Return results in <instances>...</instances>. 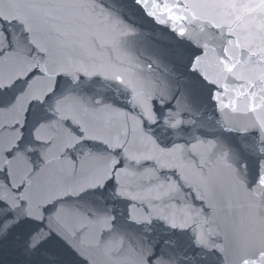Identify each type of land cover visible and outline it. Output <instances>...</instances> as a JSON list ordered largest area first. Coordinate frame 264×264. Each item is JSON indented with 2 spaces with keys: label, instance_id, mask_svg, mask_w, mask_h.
Listing matches in <instances>:
<instances>
[{
  "label": "snow or ice",
  "instance_id": "snow-or-ice-1",
  "mask_svg": "<svg viewBox=\"0 0 264 264\" xmlns=\"http://www.w3.org/2000/svg\"><path fill=\"white\" fill-rule=\"evenodd\" d=\"M0 264H264V0H0Z\"/></svg>",
  "mask_w": 264,
  "mask_h": 264
},
{
  "label": "water",
  "instance_id": "water-1",
  "mask_svg": "<svg viewBox=\"0 0 264 264\" xmlns=\"http://www.w3.org/2000/svg\"><path fill=\"white\" fill-rule=\"evenodd\" d=\"M138 51H129V50H123L121 52V55L133 58V63L129 65L130 67H133L135 71L141 72L145 75L151 74H158L159 69H157V66L155 63H153V67L150 70L147 67V61L150 59L149 53L145 51L143 45H138ZM227 99H225V103H227ZM199 204V202H197ZM69 216L67 217V222L70 226L78 227L73 221V218L71 216L72 208L71 206L68 207Z\"/></svg>",
  "mask_w": 264,
  "mask_h": 264
}]
</instances>
